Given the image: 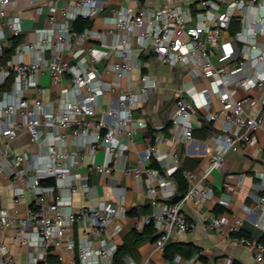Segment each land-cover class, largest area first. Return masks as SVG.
Returning <instances> with one entry per match:
<instances>
[{
    "label": "built area",
    "instance_id": "2783aa9c",
    "mask_svg": "<svg viewBox=\"0 0 264 264\" xmlns=\"http://www.w3.org/2000/svg\"><path fill=\"white\" fill-rule=\"evenodd\" d=\"M130 1L112 7L100 28L79 31L74 20H93L109 0H0V176L13 197L11 207L0 204V264H20L4 239L7 229L32 264H113L126 209L99 198L92 175L116 171L138 179L146 175L153 209L142 215V225L153 224L155 248L164 250L174 233L193 226L172 200L178 193L171 176L183 167L179 145L194 139V115L210 123L222 119L223 125L211 136L208 167L182 169L185 198L191 201L209 204L215 194L206 183L210 171L224 164L227 152L258 142L257 132L264 129V48L256 39L264 33V0H199L202 9L196 13L176 0ZM13 6L16 13L9 14ZM248 6L260 13L224 40L235 18L246 22L237 10ZM26 8L32 13L46 8L47 24L26 32ZM214 50L223 62L214 59ZM147 52L161 64L188 66L194 82L174 91L170 134L156 135L132 165L134 134L148 126L135 112L158 88L154 75L142 70L141 55ZM237 52H250L249 72H242ZM43 75L59 85L54 95L45 97ZM203 78L208 87H198ZM237 88L245 95L237 96ZM252 89L260 94L252 95ZM153 127L161 131L165 123ZM167 142L173 148L161 150L158 144ZM254 198L264 202V194ZM242 223L236 213L205 217L208 229L250 248L264 262V238L238 235ZM202 254H175L163 263L127 255L125 264H192ZM218 264L239 263L227 257Z\"/></svg>",
    "mask_w": 264,
    "mask_h": 264
},
{
    "label": "crops",
    "instance_id": "0c3cea01",
    "mask_svg": "<svg viewBox=\"0 0 264 264\" xmlns=\"http://www.w3.org/2000/svg\"><path fill=\"white\" fill-rule=\"evenodd\" d=\"M155 2L156 5L161 3L160 1ZM176 2L189 7L193 13L202 9L199 0H176ZM130 3H132L130 0H109L102 14L92 20L91 26L99 22L101 27L104 23V15L111 14L112 7H119L120 5H128ZM225 8L226 2L222 5V9L225 10ZM259 11L250 6L243 8L242 11L237 10L238 14H244L246 22L243 24L235 18L232 21L230 29L223 33L222 38L228 40L237 31H240L243 26H249L250 22L248 21L253 16L259 14ZM13 13H16L14 6L9 8V14ZM211 17L208 14V18ZM22 18L26 32L44 27L47 24L46 8H43L38 13H32L26 8L22 12ZM237 43L241 44L239 41ZM256 44L258 47L264 48V33L257 37ZM213 52L214 59L217 62H223L221 53L217 50ZM237 53L238 59L243 61L242 72H249L252 68L250 52ZM141 58L142 70L154 75L158 81V88L151 98L135 112V119L137 121L146 120L148 126L137 127V131L134 134L135 142L130 144L129 151V160L132 165L138 163L141 151L154 141L156 135L170 134L169 128L160 131L156 130L153 125L160 122L166 124L170 120L175 110L174 91L181 86L192 85L194 82L193 77L189 74L188 66L172 67L161 64L150 52L142 53ZM234 64L238 65L240 63L234 61ZM165 68L170 71L167 72ZM139 71L135 72L136 75ZM40 81L47 88L44 94L45 97L54 95L59 89V85L54 84L48 75L41 76ZM197 85L198 87H208L209 81L203 78ZM250 93L256 96L260 94L255 89H252ZM236 95L243 96L245 93L243 89L237 88ZM214 98L218 105L216 97ZM258 109L259 107H254L252 111H258ZM194 121V139L189 143L180 144L179 149L184 165L188 169L197 168L198 170H203L208 167L209 157L212 153L211 136L222 127L223 121L219 119L211 123L207 122L200 113L194 115ZM204 126L207 127L206 130L203 129ZM257 136V144L250 145L244 150H231L227 152L224 164L210 171L206 183L214 189L215 194L209 204L194 202L187 198L179 202L187 221L193 226L187 233L173 234L169 244L178 243L184 246L183 249L177 248L175 254H181L185 258H189L187 257L186 250L189 245H192L198 247L203 252L198 260L192 264H218L220 260L227 257H231L239 264H264V262H258L255 259L254 253L250 248L237 243L235 240L226 239L218 232L208 229L205 224L206 216L236 213L243 218L241 230L244 234L255 239L264 238V202H258L254 198V194H264L263 128L258 130ZM123 137V140H127L126 136ZM158 145L163 151H170L173 148L171 142L160 143ZM102 156L103 154L100 153L98 158L102 159ZM168 161L170 162L169 159ZM155 164L154 166H157V163ZM171 177L173 178V174ZM173 180L176 183L177 193L179 194L176 179L173 178ZM92 182L96 184L99 198L117 202L126 209V216L120 218V222L123 224V231L119 235V244H122L124 239L131 235L134 230L139 232L144 231L145 225H142V215L151 212L153 209L150 199L145 194L146 175L138 179L134 176H125L119 171L114 172L109 177L94 173L92 175ZM116 185L125 189L124 195L119 196L118 190L116 192L114 189ZM75 200L78 203L79 197H75ZM0 204L8 207L13 205L12 192L6 186L5 176L3 175L0 176ZM4 235V239L11 252L15 254L20 264H32L27 257L26 251L13 242V229H7ZM133 257L137 261L150 258L155 263H163L170 259L165 257V249L159 250L155 248L152 236L142 237L135 242V254ZM124 261H126V256ZM181 264L187 263L182 262Z\"/></svg>",
    "mask_w": 264,
    "mask_h": 264
},
{
    "label": "trees",
    "instance_id": "16d2710c",
    "mask_svg": "<svg viewBox=\"0 0 264 264\" xmlns=\"http://www.w3.org/2000/svg\"><path fill=\"white\" fill-rule=\"evenodd\" d=\"M92 24V19L90 18H84V17H78L76 20H74L73 22V26L75 29L82 31L84 28L91 26ZM7 53H10L12 51V48H8ZM170 127V122L168 121L165 124V128L168 129ZM164 128V129H165ZM203 129H207L206 126L203 127ZM153 165H156L155 163H153ZM188 169L183 162V167L181 169L176 170L173 173V178L176 179V182L178 184V190L180 193H185L188 189V182L186 180V178L182 175V169ZM238 235H242L244 234L241 231H239L237 233ZM246 235V234H245ZM145 236H152L154 239V226L153 224L147 225L144 229L143 232H139L137 230H134L133 233L129 236H127L122 244H119L118 249L114 255V262L113 264H125L124 258L127 255H132L134 256L135 254V242L138 241L139 239H141L142 237ZM184 246H181L178 243H171L168 244L165 247V257L166 258H172L173 255L176 253L177 248L179 249H183ZM200 249L198 247L189 245L187 247L186 250V254L188 255L187 257H191V255L196 252L199 251Z\"/></svg>",
    "mask_w": 264,
    "mask_h": 264
},
{
    "label": "water",
    "instance_id": "95a60500",
    "mask_svg": "<svg viewBox=\"0 0 264 264\" xmlns=\"http://www.w3.org/2000/svg\"><path fill=\"white\" fill-rule=\"evenodd\" d=\"M141 2H143L144 0H140ZM185 198V193H179V194H176L173 198H172V200L174 201V202H180L182 199H184Z\"/></svg>",
    "mask_w": 264,
    "mask_h": 264
},
{
    "label": "rangeland",
    "instance_id": "374dc122",
    "mask_svg": "<svg viewBox=\"0 0 264 264\" xmlns=\"http://www.w3.org/2000/svg\"><path fill=\"white\" fill-rule=\"evenodd\" d=\"M93 27H95V28H100V23L97 22ZM165 69H166L167 72L170 71V70L167 69V68H165ZM116 241H117V242L120 241V236H119V235L116 237ZM139 261H140V260H139Z\"/></svg>",
    "mask_w": 264,
    "mask_h": 264
}]
</instances>
